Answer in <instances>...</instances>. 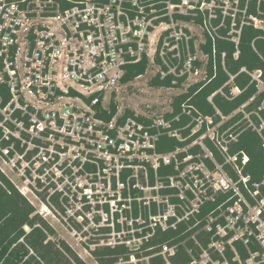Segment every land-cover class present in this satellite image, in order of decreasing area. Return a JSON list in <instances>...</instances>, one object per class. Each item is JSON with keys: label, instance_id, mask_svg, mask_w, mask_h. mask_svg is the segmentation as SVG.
<instances>
[{"label": "built area", "instance_id": "obj_1", "mask_svg": "<svg viewBox=\"0 0 264 264\" xmlns=\"http://www.w3.org/2000/svg\"><path fill=\"white\" fill-rule=\"evenodd\" d=\"M247 27L264 32V0H0V137L14 139L0 146L4 164L32 181L45 212L57 198L70 235L98 241L91 251L139 254L118 264H148L143 253L168 232L182 239L151 255L165 264L179 247L188 264H264V172L253 178L238 147L249 132L264 150V71L231 74L218 51L230 44L237 60ZM144 60L167 89L193 94L222 72L210 113L189 97L165 113L124 117L116 106L102 118ZM250 85L229 114L216 106Z\"/></svg>", "mask_w": 264, "mask_h": 264}, {"label": "trees", "instance_id": "obj_2", "mask_svg": "<svg viewBox=\"0 0 264 264\" xmlns=\"http://www.w3.org/2000/svg\"><path fill=\"white\" fill-rule=\"evenodd\" d=\"M264 32L255 30L252 27L244 29L240 42V55L237 60L232 59L233 47L230 44H219L218 51L227 50V66L231 74H235L241 67L248 70L261 69L264 71ZM252 42L255 50L252 48ZM207 51V48H204ZM262 57L260 59L259 55ZM146 61L135 65L125 77L124 82L133 81L136 77L143 75L146 70ZM212 71L209 69L208 74ZM226 80V76L218 73V77L200 90L197 94L198 86L191 87L184 94L175 97L173 106L177 109L179 103L191 97V103L204 112L210 113V107L206 105V97L220 87ZM249 79L246 75L239 76L235 83L241 89L248 86ZM150 86L153 88H168L169 81H160L158 78L150 80ZM0 92L3 90L0 87ZM255 94L254 85H250L244 93L237 96L231 102H223L219 98L215 99L216 106L224 114H229L231 111L244 104L249 98ZM4 103L8 100L6 95H3ZM116 112V104H111L110 113H104L102 118L108 120ZM133 115L130 111L124 112L125 116ZM1 119V116H0ZM14 141L10 138L9 141L2 140L0 137V146L6 148ZM170 143V142H169ZM168 143V144H169ZM167 144V145H168ZM174 144L171 142L170 146ZM15 147L22 152L18 143ZM240 149H243L249 156V171L253 178H257L264 172V150L261 147L260 139L249 132H246L240 139L238 144ZM45 202V197L41 198ZM52 202L56 204L58 209L62 211L57 198H52ZM182 229V227L180 228ZM179 233L168 232L157 234L151 241V245L155 247L152 251L143 253V256H150L148 264H165L160 256H151L156 253L163 244L173 245L178 239ZM88 242L98 243L95 239H90ZM90 255L94 258L97 264H118L120 258L124 261H129L130 255L139 258L138 253H133L124 247H96L90 251ZM171 264H188V257L183 248L176 249L175 254L170 257ZM0 264H86L62 239H59L55 230L50 224L42 218L36 211L35 207L15 188L9 179L0 171ZM145 264V263H142Z\"/></svg>", "mask_w": 264, "mask_h": 264}, {"label": "rangeland", "instance_id": "obj_3", "mask_svg": "<svg viewBox=\"0 0 264 264\" xmlns=\"http://www.w3.org/2000/svg\"><path fill=\"white\" fill-rule=\"evenodd\" d=\"M152 77L153 74L151 70H149L144 76L125 84L118 93L115 94L114 100L117 106V111L120 113L130 111L134 115L165 113L170 110V106L174 102L175 97L186 93L183 87L178 89L153 88L149 84ZM0 171L19 190L25 193V197L35 207L36 211L40 213L42 211L43 203L33 191L31 192L29 188H27V186L29 187V185L32 184V181L28 182L26 180H20L18 173L15 170L13 171L10 169L8 165L4 164L1 153ZM39 192H41V190H39ZM57 212L58 208L55 203L52 202L49 204L48 211L42 212L44 219L55 230L57 237L64 240L86 264H97L94 258L90 255L91 250L88 242V238L93 234H86V242L80 240L79 236H71L69 229H67L62 217L59 216Z\"/></svg>", "mask_w": 264, "mask_h": 264}, {"label": "bare ground", "instance_id": "obj_4", "mask_svg": "<svg viewBox=\"0 0 264 264\" xmlns=\"http://www.w3.org/2000/svg\"><path fill=\"white\" fill-rule=\"evenodd\" d=\"M43 211H44V212L46 211V208H45V207H43Z\"/></svg>", "mask_w": 264, "mask_h": 264}]
</instances>
